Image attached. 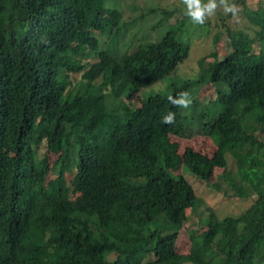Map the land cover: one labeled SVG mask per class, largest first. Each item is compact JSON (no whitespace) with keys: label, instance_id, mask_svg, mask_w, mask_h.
I'll list each match as a JSON object with an SVG mask.
<instances>
[{"label":"trees","instance_id":"obj_1","mask_svg":"<svg viewBox=\"0 0 264 264\" xmlns=\"http://www.w3.org/2000/svg\"><path fill=\"white\" fill-rule=\"evenodd\" d=\"M130 1L0 0V264H264V0L197 26L182 0ZM210 84L212 123L196 98ZM194 124L209 155L170 140ZM187 173L252 203L218 219Z\"/></svg>","mask_w":264,"mask_h":264},{"label":"rangeland","instance_id":"obj_2","mask_svg":"<svg viewBox=\"0 0 264 264\" xmlns=\"http://www.w3.org/2000/svg\"><path fill=\"white\" fill-rule=\"evenodd\" d=\"M138 5H144L147 2L152 4L153 6L160 7V8H168L170 5H172V0H136ZM130 0H128V5ZM206 3L207 0H204ZM142 3V4H141ZM217 3L219 4V0H217ZM222 8H218L217 11L221 10ZM132 11V8L129 7V10H124L123 13H130ZM174 16H179L178 12L174 13ZM216 17L213 16L209 18L207 21L213 23L216 21ZM152 23V22H151ZM190 22L187 24V27L190 28L191 32L193 34L190 35L192 39L197 36V33L195 31L194 27H191ZM214 24V23H213ZM194 26H197V24H194ZM147 28V27H146ZM195 31V33H194ZM165 32V28L161 29L158 28V32H156L157 37L154 38L152 41H158V35ZM220 46H222V43H220ZM204 44L200 41H194L190 49L193 51L203 52ZM193 56H191L190 59H192ZM201 58V57H200ZM211 61V59H209ZM191 62V60H190ZM192 65V62L191 64ZM173 77V75H172ZM183 79V77H181ZM173 81H178V78L176 79H167L166 81H162L159 84L153 85L150 88H148V93H161L165 94V88H160L161 84H164L165 86L170 84ZM217 86L214 85H208V86H202L197 94L196 98L200 102V108L207 110L210 114L208 116V121L212 123L216 118L217 115L223 111V106L220 105V103L217 100V92H216ZM146 96V95H145ZM136 97L133 98V102L138 104V101L135 100ZM198 107V108H199ZM188 109H185L181 107V114L187 113ZM198 109H195L193 111V114L197 113ZM189 115V113H188ZM171 142L173 143H179L180 149L183 150L185 148H191L196 152L203 153L209 155L213 149V144L210 140V137L208 135V130L202 127H199L198 125L194 124L192 125L189 130L181 137L180 139L174 136L170 137ZM45 151V144H43L39 148V154H42ZM228 163H231L232 159L231 157L227 156ZM185 178L189 180L190 184L192 185L195 194L198 198L203 200L207 203V205L216 213L218 219L228 218V217H238L242 213H244L251 205L252 198L250 196H244L242 198H233L232 191L227 186V184L221 180L220 177H216V183L218 184L219 188L214 189L211 187H207L205 184L199 182L195 177L187 173L185 175ZM190 228L192 230L196 229L198 227V216H193L190 219ZM186 240V239H185ZM185 243L182 239L177 242V245L179 248L184 249Z\"/></svg>","mask_w":264,"mask_h":264},{"label":"clouds","instance_id":"obj_3","mask_svg":"<svg viewBox=\"0 0 264 264\" xmlns=\"http://www.w3.org/2000/svg\"><path fill=\"white\" fill-rule=\"evenodd\" d=\"M182 3L185 6V15L197 25H204L205 22L216 15L218 8H222L225 15L232 14L236 16L239 12V8L235 3H231L230 0H207L205 3L204 0H182ZM208 86V85H207ZM169 102L177 107H183L187 109L191 105V98L189 93L181 92L177 96H169ZM175 120V114L169 112L166 116L163 117V123L170 124ZM18 213L22 214L24 220L29 221L31 213H25L23 209L17 206ZM12 220L8 218L5 214H0V229L12 227Z\"/></svg>","mask_w":264,"mask_h":264}]
</instances>
